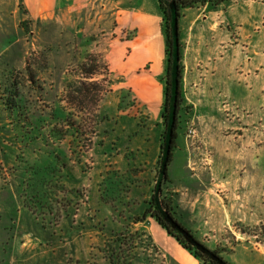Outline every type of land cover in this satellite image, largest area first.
Instances as JSON below:
<instances>
[{
  "label": "rangeland",
  "instance_id": "obj_1",
  "mask_svg": "<svg viewBox=\"0 0 264 264\" xmlns=\"http://www.w3.org/2000/svg\"><path fill=\"white\" fill-rule=\"evenodd\" d=\"M146 21L144 34L142 21L115 26L86 7L1 33L0 264H177L155 227L182 245L147 211L168 58L162 9L161 24ZM179 38L183 102L161 198L230 264H264V0L183 8ZM111 39L141 67L111 71ZM134 44L161 63H143ZM9 90L31 126L5 109ZM54 169L44 202L57 198V215L36 214L22 193L32 182L40 191L36 175Z\"/></svg>",
  "mask_w": 264,
  "mask_h": 264
},
{
  "label": "crops",
  "instance_id": "obj_2",
  "mask_svg": "<svg viewBox=\"0 0 264 264\" xmlns=\"http://www.w3.org/2000/svg\"><path fill=\"white\" fill-rule=\"evenodd\" d=\"M86 7L91 8V10L96 9L99 20L103 23L111 21L117 26L129 19L142 21L138 28L144 34L148 32L147 18H157L161 24V9L158 0H0V36L2 32L8 33L10 29L18 32V23L22 21L50 20L69 12L76 15ZM130 27H132V24H130ZM145 43L144 41L142 45ZM108 44L107 58L111 71L125 74L132 73L141 67L134 65L136 62L132 56H129L127 60L124 59V44L119 43L116 39L109 40ZM112 45L114 48H112ZM130 47L135 55L143 57V63L153 59L147 57L144 51H139L138 44ZM153 60L161 63V58L159 60L154 58ZM124 61L134 65V68L129 71L126 70L127 67L123 63ZM160 65L158 63V66H155L156 74H160L162 71ZM155 230L158 237L156 244L164 246L166 253H170L177 264H202L198 258L176 243L175 240L166 236L159 227H155Z\"/></svg>",
  "mask_w": 264,
  "mask_h": 264
},
{
  "label": "trees",
  "instance_id": "obj_3",
  "mask_svg": "<svg viewBox=\"0 0 264 264\" xmlns=\"http://www.w3.org/2000/svg\"><path fill=\"white\" fill-rule=\"evenodd\" d=\"M171 1H173L175 3V5L177 7L178 16L180 17L181 10L183 8H191V7H195L197 5H202V6L209 5L211 7L216 8V7H218L222 3H225L228 0H158V2L160 4V7L162 9V12L164 14L165 30H166V50H167V58H168L167 59V73H166V79H165V81H166V84H165V105H164V110H163V113H162V115L164 117L165 125H167L168 105H169V97H170V89H171V82H170L171 78H170V72H169V70L171 68L172 44H173V36H172V33H171V27H170V23H171V8H170L169 3ZM179 43H180V38H179ZM180 54H181V58H182L181 44H180ZM181 67H182V65L180 63V87H179V96H178V100H177L178 112H177V120H176V126H175V130H174V136H173V142H172V151H171L169 165H170V163L172 161L173 151H174L175 146H176V141H177V136H178L177 129H178V123H179V113H180V109H181V103L183 102V95H182V91H181V82H182V69H181ZM17 103H18V101H17V98H16V94H14L12 91L9 90V93L7 94V97L4 100V104L6 106L5 109H7V111H9L10 113H12V112L15 113V115H16L15 119L17 121L16 123L19 124V126H22V127L31 126L30 123H29V119L27 118V114H23L22 115V112H21L22 110L19 108ZM54 125L56 126L57 123L54 124ZM57 130L60 131L59 129L54 128V132H58ZM25 132L28 133L27 130H25ZM164 133H166V128H165V132ZM45 139H46V137H45ZM28 169H29L30 173L33 172V171H31L32 169H30V167H28ZM28 169L26 168L24 170V172L27 173ZM56 172H57V169L56 170L54 169V171H52L50 173L49 172H45V170H44V172L39 175V174H37L39 172L34 171V174H37L36 178H35L36 179V183L41 186L40 191L36 190V193H35L34 190H33V182L32 183L29 182L30 184H28V188L30 189V192L27 193L26 191L28 189H25L24 192L22 193V196L24 197L25 206L27 208H29L32 212H34L36 214H43V216H44V213H47V211H48L49 214H51V213H53V211H55L54 213L57 215L58 208H57L56 203L59 200L57 198L53 199L51 197V198H49L50 199L49 201L44 202V197H46L48 195V192L49 191L53 192L52 189L48 190L51 187V185L49 183L50 180L48 179V176H49V174H53V173H56ZM167 174H168V169H167ZM28 179L32 181V177H30ZM22 180H23L22 182L27 181V179L26 180L22 179ZM161 199H162V203H163L164 208L169 210L170 213L174 216V212H173V208H172L171 202H167L164 198H161ZM53 203H55V204H53ZM151 207H152V210H150V208H149L147 211L148 212L151 211L152 215L156 218L157 222L163 228H165L170 235H172L174 238H176L178 240V242L184 248L190 250L196 257L201 259L204 264H219L217 261L213 260L207 254L202 253L196 247H193L189 242H187V240L183 237V235L181 233H179L177 230L173 229L170 226V224L165 221V219L163 218V216H162L161 212L159 211L158 206H157V204H156V202L154 200V196H153L152 201H151ZM45 209L47 211H44ZM174 218L176 220H178L175 216H174ZM180 224L183 225L181 222H180ZM190 232L192 233V231H190ZM213 251L215 253H217L218 255H220L219 251L217 249H215ZM225 261L228 262L227 260H225Z\"/></svg>",
  "mask_w": 264,
  "mask_h": 264
},
{
  "label": "water",
  "instance_id": "obj_4",
  "mask_svg": "<svg viewBox=\"0 0 264 264\" xmlns=\"http://www.w3.org/2000/svg\"><path fill=\"white\" fill-rule=\"evenodd\" d=\"M169 5L171 8L170 27L173 36L171 68L169 70L170 78H171L170 81L171 89H170V97H169V105H168L166 133L163 144L161 168L159 171L157 184L155 188L154 200L165 221L169 223L173 229L181 233L183 237L187 240V242H189L193 247H196L202 253H205L208 256H210L213 260L217 261L219 264H229L220 255L215 253L204 243L200 242L187 228L181 225L180 222L176 220L174 216L170 213V211L164 208L161 199L162 184L167 174V169L170 162V156L172 151V142H173L174 130L176 126L177 112H178L177 100L179 96V87H180L181 54H180V43H179V16L175 3L171 1Z\"/></svg>",
  "mask_w": 264,
  "mask_h": 264
}]
</instances>
